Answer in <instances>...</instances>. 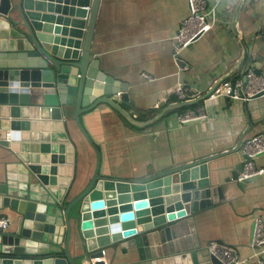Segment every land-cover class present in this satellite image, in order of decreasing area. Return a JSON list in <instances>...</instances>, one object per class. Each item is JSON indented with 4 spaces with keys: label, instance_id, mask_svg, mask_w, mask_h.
<instances>
[{
    "label": "water",
    "instance_id": "95a60500",
    "mask_svg": "<svg viewBox=\"0 0 264 264\" xmlns=\"http://www.w3.org/2000/svg\"><path fill=\"white\" fill-rule=\"evenodd\" d=\"M99 2L0 0V147L7 156L0 211L12 219L0 230V264H92L108 248L112 255L120 248L128 264H221L194 223L196 212L223 197L208 174L213 156L137 178L102 171L103 152L84 117L103 102L133 124L148 122L120 106L129 100L127 85L91 53ZM69 121L95 153L92 172ZM71 247L81 252L72 255Z\"/></svg>",
    "mask_w": 264,
    "mask_h": 264
},
{
    "label": "crops",
    "instance_id": "0c3cea01",
    "mask_svg": "<svg viewBox=\"0 0 264 264\" xmlns=\"http://www.w3.org/2000/svg\"><path fill=\"white\" fill-rule=\"evenodd\" d=\"M211 11V29L176 52L174 37L188 14L186 0H100L91 53L105 72L127 85L129 100H119L120 106L148 123L133 124L103 102L84 121L101 146L102 171L110 175L137 178L213 156L208 174L212 184L222 186L223 197L194 214L200 243L228 245L239 259L232 264H251L258 256L264 260V247L256 255L250 246L254 219L264 222V172L248 181L231 175L242 164L243 139L255 134L264 138V93L247 101L208 99L207 94L222 79L243 80L248 66L264 72V0H207L208 20ZM178 83L191 99L178 97ZM183 102L193 105L182 109ZM73 107L65 118L71 117ZM189 109H201L206 116L180 123L177 116ZM68 123L81 147L80 159L91 163L92 172L95 153L75 123ZM5 153L0 147V171L7 163ZM254 163L264 168V152ZM0 215L12 222L8 213ZM70 251L77 255L81 249ZM115 252L105 249L103 260L128 264L120 248Z\"/></svg>",
    "mask_w": 264,
    "mask_h": 264
},
{
    "label": "built area",
    "instance_id": "2783aa9c",
    "mask_svg": "<svg viewBox=\"0 0 264 264\" xmlns=\"http://www.w3.org/2000/svg\"><path fill=\"white\" fill-rule=\"evenodd\" d=\"M188 14L180 22V27L174 37V48L178 52L182 48L193 42L197 36L202 35L211 27L215 21L214 12H210V18L207 17V0H186ZM264 38V33H263ZM245 81L222 79L211 86L207 98L215 99L219 96H226L234 99H243L245 101L255 97L258 93L264 91V72L256 71L254 66H248L244 73ZM175 93L182 100H189L187 97V88L178 83L174 88ZM242 91L243 96H240ZM206 114L201 110H186L177 116L180 123L192 120L203 119ZM243 154L241 170L238 172L236 179L242 181L248 177L259 175L264 172L263 167H257L254 163L255 158L264 152V138L260 134L245 137L240 146ZM11 223L8 216L0 215V230H6ZM250 246L258 255L264 247V222L261 217H256L253 221L252 235ZM213 253L222 264H232L239 261L238 256L232 251L230 246L213 244L209 246ZM104 254V253H103ZM96 261H103V256L91 258L92 264ZM251 264H264V260L259 256Z\"/></svg>",
    "mask_w": 264,
    "mask_h": 264
},
{
    "label": "trees",
    "instance_id": "16d2710c",
    "mask_svg": "<svg viewBox=\"0 0 264 264\" xmlns=\"http://www.w3.org/2000/svg\"><path fill=\"white\" fill-rule=\"evenodd\" d=\"M194 102H196V101H194ZM192 105H193V103H182V105L180 107L183 109V108H186V107L192 106Z\"/></svg>",
    "mask_w": 264,
    "mask_h": 264
}]
</instances>
